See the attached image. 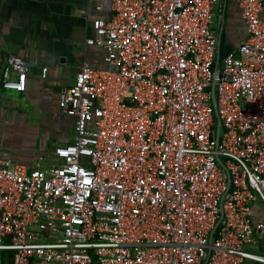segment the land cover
Masks as SVG:
<instances>
[{
  "label": "built area",
  "instance_id": "1",
  "mask_svg": "<svg viewBox=\"0 0 264 264\" xmlns=\"http://www.w3.org/2000/svg\"><path fill=\"white\" fill-rule=\"evenodd\" d=\"M91 2L109 13L87 40L106 67L84 63L62 92L76 140L58 163L0 152V250L13 264H264V0H238L248 38L219 67V0ZM28 72L11 55L3 87L25 91Z\"/></svg>",
  "mask_w": 264,
  "mask_h": 264
},
{
  "label": "crops",
  "instance_id": "2",
  "mask_svg": "<svg viewBox=\"0 0 264 264\" xmlns=\"http://www.w3.org/2000/svg\"><path fill=\"white\" fill-rule=\"evenodd\" d=\"M93 7L91 0H0V152L29 170L38 165L43 168L44 158L24 159V126L58 133L51 149L54 161H45L47 167L58 163L55 149L76 140L75 119L61 111L60 96L74 84L84 63L106 67L105 50L87 40L98 39L93 19L109 13ZM214 15L212 28L218 41L217 60L221 61L248 38V32L238 0H219ZM11 55L29 65L23 92L2 85ZM44 68L48 69L46 78ZM3 252L0 250V262Z\"/></svg>",
  "mask_w": 264,
  "mask_h": 264
},
{
  "label": "rangeland",
  "instance_id": "3",
  "mask_svg": "<svg viewBox=\"0 0 264 264\" xmlns=\"http://www.w3.org/2000/svg\"><path fill=\"white\" fill-rule=\"evenodd\" d=\"M70 136L73 137L72 130H69ZM58 133L48 131L43 128H37L33 125L24 126V159L30 158V160L39 161L40 158H44L42 161L43 168H46L47 162H52L53 153L51 152L54 147V136H57ZM264 215V213H262ZM58 264V263H53Z\"/></svg>",
  "mask_w": 264,
  "mask_h": 264
},
{
  "label": "water",
  "instance_id": "4",
  "mask_svg": "<svg viewBox=\"0 0 264 264\" xmlns=\"http://www.w3.org/2000/svg\"><path fill=\"white\" fill-rule=\"evenodd\" d=\"M220 65V59L217 61V66L219 67ZM219 78V75L216 74V77H215V80H214V83H216V81L218 80ZM212 105L215 109V118H216V136H215V139H216V142H217V146L219 147V143H220V135H221V131H222V123H221V120L219 118V115L217 113V98H216V90H215V84L212 86ZM217 161L218 163L225 168V165L224 163L222 162L220 156L217 157ZM230 178L228 179V186H230ZM224 198V197H223ZM221 209L223 208V201L221 202V205H220ZM223 218V214H221V218H220V221L218 224H220L221 220Z\"/></svg>",
  "mask_w": 264,
  "mask_h": 264
},
{
  "label": "trees",
  "instance_id": "5",
  "mask_svg": "<svg viewBox=\"0 0 264 264\" xmlns=\"http://www.w3.org/2000/svg\"><path fill=\"white\" fill-rule=\"evenodd\" d=\"M257 250V252L259 253H264V247L261 246L258 248H255ZM13 257H14V252L11 250H4L3 252V257L1 259L0 264H13ZM257 264V263H254Z\"/></svg>",
  "mask_w": 264,
  "mask_h": 264
}]
</instances>
